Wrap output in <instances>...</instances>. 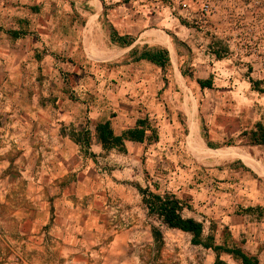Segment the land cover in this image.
<instances>
[{
	"label": "crops",
	"instance_id": "obj_1",
	"mask_svg": "<svg viewBox=\"0 0 264 264\" xmlns=\"http://www.w3.org/2000/svg\"><path fill=\"white\" fill-rule=\"evenodd\" d=\"M185 2L0 0V90L7 92L3 114L11 120V141L23 150L18 160L29 163L28 149L37 146L42 154L32 151L31 158L44 165L39 172L19 171L14 179L8 173L0 181V264H143L140 246L157 243L153 229L162 241L160 227L169 230L157 219L156 225L147 224L150 216L138 190L148 188L144 165L146 159L152 162L149 147L158 141H125L123 152L104 151L95 126L110 122L114 135L121 136L138 120L151 125L154 110L168 109L176 92L184 110L197 112L199 139L189 141V128L187 148L195 159L206 157L200 163L223 161L242 169L233 173L247 176L250 208L259 220L264 216V145L250 141L258 125L264 128V81L237 75V85L230 89V81L218 74L230 61L212 54L207 59L211 65L200 57V65L181 71L195 58L182 53V35L172 31L176 6ZM147 51L165 56V68L139 59ZM128 56L132 59L126 61ZM128 72L133 73L123 74ZM111 80L122 84L119 90L109 87ZM206 80L212 81L211 88L201 89L198 82ZM207 99L215 106L203 130L200 101ZM82 131L88 142H76ZM233 137L239 143L218 142ZM205 149L213 151L210 157ZM229 152L235 157H228ZM253 225L264 228L261 221ZM247 243L250 249L243 252L264 264L262 234ZM211 253L205 264H214ZM220 260L241 264L227 255Z\"/></svg>",
	"mask_w": 264,
	"mask_h": 264
},
{
	"label": "rangeland",
	"instance_id": "obj_2",
	"mask_svg": "<svg viewBox=\"0 0 264 264\" xmlns=\"http://www.w3.org/2000/svg\"><path fill=\"white\" fill-rule=\"evenodd\" d=\"M198 3L199 0H186L185 4L176 6V20L172 31L182 35L179 38L182 53L192 58L195 57L192 61L188 60L182 65L183 69L181 71L185 70V72L191 69L189 66L191 64L200 65L201 63L198 61L200 57L205 58L203 60L206 66L211 65L207 59L212 56V52L208 51L207 47L219 45L215 37H206V34L199 28L200 24L192 19V11L199 9ZM213 3L214 5L216 4L215 2ZM188 5H190L189 9ZM180 11H182V15L177 16ZM215 18L216 16H214L213 20ZM150 26L153 27V23ZM87 47H89L88 42ZM218 52L224 56V59L230 61H225L222 64L218 74L220 79L230 81L228 87L232 89L233 86L236 87V82L239 80L237 75H240L243 79L245 76L248 77L251 71L241 62L232 60L229 53L223 50ZM129 59H132V56H128L126 61ZM0 61L2 62V59ZM174 69L176 70L175 67ZM199 71L202 72L201 70ZM3 73L0 68V77H2ZM131 73L123 74L129 76ZM134 73L136 74V72ZM99 74H101L100 71L95 72L96 76H99ZM161 76H164V74H161ZM123 80H126V78H123ZM121 85H118L115 80H111L109 83V87L115 90L120 88ZM5 93L7 92L0 90L1 182L5 181L8 173H12L11 177L14 179L16 177L15 174L19 171L39 172L41 166H44L39 163V159L31 158L32 151H35L33 155L37 156L36 153L39 152V147L37 146L33 147L35 149L32 147L28 149L30 155L29 163L26 164L18 160V156L23 150L18 147L19 144L13 140L11 141L13 136L9 132L11 120L3 114V110L7 108L3 100ZM176 93L171 94L172 99L168 101V109L154 110L156 113H154V117L151 116V125L157 126L158 129V142L156 145L149 147L151 151L153 150V160L150 162L149 159H146L143 184L155 194L161 196L165 194L172 195L179 200L183 205L182 217L202 223L204 238L212 236L217 245L225 244L228 247H238L248 253L250 249V245L247 243L248 240L258 234H262L264 237V228L253 225L258 224L260 221L264 222V214H260L263 217L259 220L257 217L258 213H247L244 211L247 208L254 207L249 203L252 200L248 194L247 176L243 173L239 176L234 174L233 172L237 170L239 172H243V170L238 169L237 166L228 167L224 165L226 162L223 161L200 163L198 160L203 161L205 157L195 159L193 151L187 148L186 134L190 128L189 139H199L198 133H195L196 126H199L197 112L196 114L195 111L191 113L190 110V114L187 109L184 110L182 102L179 101V96ZM163 100L161 97V101ZM200 103L203 105L204 110L201 114L204 123L203 130H206L205 120L209 118L208 115L214 110L215 101L207 99L201 100ZM157 111H160V113ZM230 131L229 133L227 132V135H231ZM194 133L195 135H193ZM234 138L229 141L224 138L218 142L232 146L240 141ZM243 141L247 143L248 139L245 138ZM205 151L208 156L209 153L213 152L207 149ZM44 152L50 153L52 149H44ZM41 154L39 152L38 155ZM48 161L50 164L51 160L49 159ZM145 220L147 224L153 223L156 225L158 223L155 217H145ZM160 230L166 238L165 241L161 240L156 244L153 243L150 247L145 241L143 247L142 245L140 246L139 259L143 264H205L208 254L213 256L211 251H205L201 247L191 245V236L188 234L165 230L161 227Z\"/></svg>",
	"mask_w": 264,
	"mask_h": 264
},
{
	"label": "trees",
	"instance_id": "obj_3",
	"mask_svg": "<svg viewBox=\"0 0 264 264\" xmlns=\"http://www.w3.org/2000/svg\"><path fill=\"white\" fill-rule=\"evenodd\" d=\"M122 41L123 44L129 45L127 41ZM212 55L218 61L224 59V56L219 52L213 51ZM139 59L150 62L161 69H164L167 64L165 56H157L150 51L143 53ZM198 84L201 89H210L212 86V81H199ZM252 85L253 88L257 90V92H261L257 87V83H252ZM95 135L97 141L101 144L104 151L117 150L123 152L125 141L136 143H156L158 141L157 132L148 123L147 119L138 120L133 129L124 132L121 136L114 135L110 126V122L97 124L95 126ZM80 140L88 142V133H84L83 131L82 133L79 132V138L76 139V142ZM250 141L254 144L264 145V128L261 125L257 126L256 132L251 133ZM227 146H230V144ZM138 190L142 197V202L147 209L148 216L156 217L160 224L169 230L179 231L181 233L190 235L191 245L201 247L204 250L214 253V264H224L220 260L221 255L230 256L233 260L239 261L241 264H259L256 258L248 256L240 248L228 247L225 244L217 245L212 236L204 238L202 223L197 222L194 219L183 218L181 215L183 211V205L174 196L167 194L161 196L151 192L148 188ZM254 210L255 209L253 208H247L244 211L247 213H252ZM263 212L264 211H261L260 214H263ZM152 234L157 242L162 240V235L157 229H153Z\"/></svg>",
	"mask_w": 264,
	"mask_h": 264
},
{
	"label": "built area",
	"instance_id": "obj_4",
	"mask_svg": "<svg viewBox=\"0 0 264 264\" xmlns=\"http://www.w3.org/2000/svg\"><path fill=\"white\" fill-rule=\"evenodd\" d=\"M198 4L192 19L219 42L211 45L212 50L229 53L249 68L250 76L264 81V0H199Z\"/></svg>",
	"mask_w": 264,
	"mask_h": 264
},
{
	"label": "bare ground",
	"instance_id": "obj_5",
	"mask_svg": "<svg viewBox=\"0 0 264 264\" xmlns=\"http://www.w3.org/2000/svg\"><path fill=\"white\" fill-rule=\"evenodd\" d=\"M162 38V37H161ZM162 44L163 45H165L167 48H170V46H169V43H168V41L166 40V39H163V41H162ZM195 123V122H194ZM193 135H195V133L193 134ZM195 137V136H194ZM199 138V137H198ZM190 140V139H189ZM195 140H196V138H195ZM239 150V149H238ZM237 150V151H238ZM203 151V150H202ZM195 152V151H194ZM206 153V152H205ZM230 153V152H229ZM238 156V155H237ZM245 156V155H244ZM209 157H210V155H209ZM228 157H230V158H234L235 156H234V153L233 152H231L229 155H228ZM239 157V156H238ZM206 158V157H205ZM208 159V158H207ZM224 160V159H223ZM214 161V160H213ZM263 176V175H262Z\"/></svg>",
	"mask_w": 264,
	"mask_h": 264
}]
</instances>
